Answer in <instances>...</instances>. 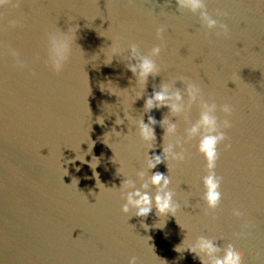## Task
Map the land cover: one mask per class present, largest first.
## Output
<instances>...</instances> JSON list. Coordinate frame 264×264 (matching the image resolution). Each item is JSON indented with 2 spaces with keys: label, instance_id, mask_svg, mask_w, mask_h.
I'll return each mask as SVG.
<instances>
[{
  "label": "water",
  "instance_id": "water-1",
  "mask_svg": "<svg viewBox=\"0 0 264 264\" xmlns=\"http://www.w3.org/2000/svg\"><path fill=\"white\" fill-rule=\"evenodd\" d=\"M205 3L228 26L227 37L202 26L199 14L179 11L175 0H23L19 10H7V20L23 16L25 26L0 31V264H128L133 256L139 264H201L182 245L200 236L222 249L234 243L243 264H264V0ZM160 25L167 26L156 60L161 71L144 91L127 67L130 44L150 56ZM76 26L72 57L56 75L45 64V33ZM113 43L121 55L105 65ZM9 45L27 68L6 55ZM180 77L198 83L218 108L235 110L226 131L232 147L220 146L216 168L223 199L207 215L198 140L184 144L185 162L168 161L170 171L167 161L148 169L149 158L163 154L165 116L185 139L199 119L196 106L187 121L166 107L144 112L162 84L183 89ZM149 115L157 120L151 150L139 136V120L148 123ZM154 172L171 179L175 217H158L155 208L147 218L123 214L127 191L148 184L149 194L157 193ZM125 179L135 189L121 198ZM234 208L244 215L233 216Z\"/></svg>",
  "mask_w": 264,
  "mask_h": 264
},
{
  "label": "clouds",
  "instance_id": "clouds-1",
  "mask_svg": "<svg viewBox=\"0 0 264 264\" xmlns=\"http://www.w3.org/2000/svg\"><path fill=\"white\" fill-rule=\"evenodd\" d=\"M23 0H0V31L22 29L25 26L23 16L16 19L7 20V10L11 9L13 12L19 10ZM177 9L179 11H190L193 14H199L202 26L208 30L219 29L218 36L227 37L229 35V28L226 24L218 22L209 15L205 0H175ZM167 6V5H165ZM217 15H221L219 12ZM7 20V27H4V22ZM78 26L69 28L67 32L51 30L45 33L46 43L45 51L47 59L45 61L48 67L56 75H60L65 70L66 65L70 61L73 52V45L76 44V33ZM166 25H160L156 30V38L160 44L152 47L150 56H141L139 53V45L131 43V59L127 65L128 69L136 78L137 83L143 84L145 91L149 77H156L160 74V67L156 60L161 56L165 48V32ZM110 52L106 56L105 65H110L113 58L121 55V48L118 44L113 43L109 48ZM6 55L10 56L18 68H27V63L21 59V52L19 49L9 45L7 47ZM39 57H37V60ZM138 60V63H131V61ZM179 81L183 83L184 88H177L175 81L170 84H162L160 91L153 92L152 96L145 101L144 112L151 113L153 109L168 108L170 109V116L175 118H184L185 121L189 119L190 113L194 106L199 109V119L192 123L186 131V139L178 137V127L173 123L168 116L159 123V126L164 130L163 135V154L152 155L148 160V169L152 172L158 165L167 161H175L176 163L185 162L189 153L184 148L185 143H190L193 140H198L196 145L198 153L204 158L206 162V175L203 177L204 195L203 200L206 204L205 214L208 212L214 213L221 205L223 196L221 185L223 178L216 174L218 161L220 160L219 148L221 145L225 146V151L231 149L232 145L226 131L233 127L231 117L234 114V108L231 104L225 103L222 107L212 100L204 98L201 87L185 77H180ZM185 96L187 99H185ZM140 95L139 98H142ZM138 98V99H139ZM222 112L226 117L222 121L217 115V112ZM126 118H129L125 113ZM117 124H122L123 121L117 117ZM157 120L149 115L148 123H144L143 117L139 120V136L141 140L147 145L148 150L155 147ZM115 131V129H113ZM117 134H120L117 132ZM175 138V142L172 140ZM179 149V151H176ZM92 166V165H91ZM93 168V167H92ZM170 171V167H169ZM119 172V170H118ZM141 178L143 174L141 173ZM150 184L157 189V193L153 196L147 191L148 184L143 185L145 191L135 189L132 181L125 179L122 182L121 198H125L123 193L128 189H135L127 191L126 203L122 205V213L126 216L147 218L152 212L153 208L156 210L158 217H167L169 214L175 217L180 205L174 201V192L169 190L171 185L170 177L160 172H154L150 177ZM232 215L241 217L244 212L240 208H234ZM147 228V225H143ZM251 227V223H246L244 228ZM243 234V233H241ZM187 243L185 251H189L199 258L201 264H243V252L234 244L229 243L223 249L217 246L213 239L205 236L197 238L196 242L192 244L190 240L185 239L182 245ZM181 245L176 247L179 252ZM128 264H139L138 258L133 256L129 259Z\"/></svg>",
  "mask_w": 264,
  "mask_h": 264
}]
</instances>
